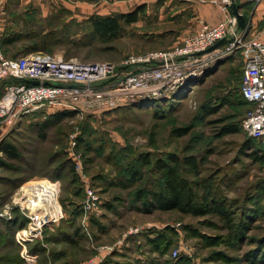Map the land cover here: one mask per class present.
Returning a JSON list of instances; mask_svg holds the SVG:
<instances>
[{"label": "rangeland", "instance_id": "1", "mask_svg": "<svg viewBox=\"0 0 264 264\" xmlns=\"http://www.w3.org/2000/svg\"><path fill=\"white\" fill-rule=\"evenodd\" d=\"M237 1L244 4L250 2ZM4 5L0 10V38L8 32L24 35L22 41L5 50L7 56H24L29 49L36 48L37 51L31 53L42 52L82 62L113 63H121L131 56H145L175 48L187 37L199 32L202 21L209 24L199 12L202 7L219 9L217 4L203 3L202 0H4ZM141 7L144 11L138 22H122V33L116 40L106 43L92 36L91 17H119ZM257 7L255 5L248 13V23ZM230 13L234 15L231 8ZM257 28H261L260 23ZM251 31L252 25L250 36ZM45 35L50 37L43 43L41 37ZM239 55L216 64L186 90L177 92V98L170 100L175 108L169 116L156 118L150 111L133 107L125 109V106L67 119L48 131L44 138L40 134V124L58 112L49 109L24 117L11 132L0 138V145L3 141L12 142L23 153V161L13 163L12 170L0 169V178L4 182L23 183L7 202L11 203L20 189L36 178L58 184L60 198L69 199L73 195L72 199L79 202L74 196L78 188L68 182L77 181L73 159L82 155L86 173L103 202L111 198L114 201L112 212L102 207L101 213L92 218L101 219L107 229L104 233L98 232L96 238L80 243L82 249H71L66 244H50V249L69 250V257H75L79 264L85 263L93 259L100 248L117 245L130 229L143 227L138 235L127 236L103 264L109 260L112 264H136L152 259L159 264H264V254H261V249L264 250V217L261 215L252 216L250 221L246 217L247 228H240L238 240H231L223 222L217 217H194L175 211L143 214L132 209L136 205L133 193L137 188L124 190L113 185L120 169L106 159L114 151L118 153L123 149L130 152L132 148L138 154L169 152L204 159L206 164L202 175H212V183L224 191L229 202L237 206L233 212L235 219H242L244 215L250 217L248 210L254 207L252 199L259 192L262 197L264 195V188L261 190L264 165L254 164L239 154L247 140L244 133L223 138L218 135L220 129L229 123L240 125L249 109L240 98L242 66ZM212 110L215 112L212 113ZM188 126L193 127L189 135L174 136L175 128ZM72 135H77L78 139L75 149L70 144ZM2 157L0 152V159ZM50 158L54 159L51 164ZM60 163L66 165L62 172L55 170ZM128 163V160L124 161V165ZM71 168L75 177L67 175ZM56 172L61 179L42 176ZM238 174L241 176L236 183L223 182L224 179L231 181ZM189 177L194 179L191 174ZM78 181V187L84 191L83 183L79 178ZM197 192L202 194V188L198 187ZM261 208L264 211V199ZM60 225L48 234H54ZM161 232L166 233L168 238L173 237L171 247L162 257L160 253L150 254V247L146 245L148 237L154 239ZM139 245L141 249H138ZM176 250H179L178 258L173 255ZM37 261L41 264L40 259Z\"/></svg>", "mask_w": 264, "mask_h": 264}, {"label": "built area", "instance_id": "2", "mask_svg": "<svg viewBox=\"0 0 264 264\" xmlns=\"http://www.w3.org/2000/svg\"><path fill=\"white\" fill-rule=\"evenodd\" d=\"M249 1L256 6L264 2ZM202 2L217 4L225 15L224 19L216 24L202 21L199 32L169 51L131 56L121 63L67 60L42 52L14 59L7 58L0 49V84L5 80L12 81L5 88H0V138L11 132L24 117L43 110L85 116L169 99L186 90L211 67L239 53L243 60L241 93L251 105L243 117L242 127L248 136L264 143V40L259 35H249L251 22H247L244 29H238V20L230 13L231 0ZM224 38L227 39L226 44L207 52ZM27 81L39 84H28ZM70 144L76 148L77 135L71 136ZM76 157L73 159L75 173L85 191L80 223L92 238L91 221L93 216L101 213L104 202L86 173L82 155ZM30 182L20 189L10 204L3 209L0 206V218L12 220L13 213L19 210L28 219V228L20 237L22 242L34 240L45 228L64 217L59 190L51 189L45 194L43 205L38 208L27 205L28 196L40 187L35 184L27 187ZM143 229H130L124 239L138 235ZM124 239L115 246L100 248L97 255L85 264H103L106 257L124 243ZM173 255L180 257L179 250Z\"/></svg>", "mask_w": 264, "mask_h": 264}, {"label": "trees", "instance_id": "3", "mask_svg": "<svg viewBox=\"0 0 264 264\" xmlns=\"http://www.w3.org/2000/svg\"><path fill=\"white\" fill-rule=\"evenodd\" d=\"M238 4L240 6L241 12L246 16L247 20H249L248 13H250L251 8H254L255 4L252 2L246 4L238 2ZM143 11L144 7H141L132 13L123 14L119 17L93 16L89 20L92 36L99 38L106 43L114 41L122 33V22L126 24L138 22L140 14ZM23 37L24 35L20 34V32H8L5 36L0 38V49L7 58L16 59L21 57H9L7 56L5 50H7L8 47H11L22 41ZM49 37V35H45L41 37V40L43 43H45ZM35 49L36 48L29 49L26 52L27 55L28 53L37 51ZM239 58L241 60L242 66L240 78V98L242 102L250 109V103H248L241 93L243 60L241 55H239ZM11 82L12 81L9 80L3 81L0 84V88H5V86ZM175 97L176 96H173L169 99L148 102L144 104H132L125 107V109L133 107L136 110L150 111L156 118L169 116L175 108L174 105L170 103V100H174ZM213 112L215 111L212 110V113ZM75 116H78L77 113L65 111L52 114L49 119H47V121L40 124V134L44 138L48 131L58 126L65 120ZM242 120L240 125L238 123H229L225 125L220 129L218 135L219 137L223 138L228 135L238 134L240 132L244 133L247 137V140L244 142L239 154L246 157L254 164L258 163L264 165V143L261 140L248 136V134L244 132ZM192 129V126L175 128L173 130V134L177 137H184L189 135ZM126 151L123 149L118 153L117 151H114L107 155L106 159L110 160V162L113 163L117 169H120L117 181L113 183V185L124 190H129V188H137V190L133 193V203L136 204L132 206L133 210H137L143 214H151L155 211L164 213L175 211L182 215H192L194 217H217L219 220H221V222H223V228L224 230L228 231L230 236L229 238L231 240H238V233L241 231L240 228H247V226H245L246 217L249 221L256 216L259 217L261 215V217H264V211H262L263 209L261 208V202L264 199V195L262 197L261 192H259V195L252 199L254 207L248 210V213H251L249 214L250 217H248V215H244L245 218L243 216L242 219L238 218L236 220L235 214L233 212L237 206H234V203L229 202L226 199L224 191L212 183V180L214 179L212 175H202L203 167L206 164V161H203L204 159L199 160L194 155L181 156L169 152L160 155H157L158 153L151 152L138 154L133 148L130 152ZM0 152L3 154V157L0 159L1 170H12L11 165L13 163L23 161L22 151L18 145L12 142L3 141L0 145ZM125 160L129 161V163L126 165H124ZM51 162H54L53 158H50L49 164H51ZM65 167V163H60L55 170L62 172L64 171ZM58 172H56L54 175H52L53 173L51 175L50 173H45V175L42 176L59 180L61 179V176L58 174ZM74 174V169L71 168L67 175L75 177ZM190 174L194 179L189 177ZM236 176L237 177L233 178L231 181L224 179L223 182H229L230 184L236 183L241 175L238 174ZM75 179L78 181L77 177H75ZM144 179H146V182H144ZM77 181H70L68 183L70 186H76L78 188L76 193H74V196L80 200L79 202H82V200L85 198V195L83 189L78 187ZM22 184V182L17 183L14 181H0L1 209L10 203V201H7ZM198 187L202 188V194L197 192ZM262 188H264V185L261 187V190ZM72 196L69 199L61 197L60 200L64 209V213L69 217L62 221V224H65V226L61 224L59 229L51 235H49L47 231L45 233L44 241H36L35 243L28 245L29 254L37 256L38 259L41 260V264H52L53 262H55L53 264H57L56 261L60 260L64 261L63 263L58 264H79L75 257H69V250H49L45 244H66L71 249H78V247H81L82 249L83 245L80 243L90 240V237L85 232L80 223L83 213L82 203L80 204L78 201L72 199ZM113 205L114 201H112L111 198L109 201L104 203L103 209H107L108 211L112 212ZM14 215L15 218L12 222H7L6 219L0 218V264H27V262L21 258V249L15 244L14 238L15 233L19 229L27 226L28 220L19 210H16ZM102 218H104V216ZM100 220L101 219H92L91 221V235L94 238L97 237L98 232L104 233L107 229V226L104 225L102 220ZM241 221L244 222L239 225ZM172 240V236L168 238L166 233L161 232L154 239H150L148 237L146 245L150 247V254L160 253V256L162 257L166 255L168 249L171 247ZM138 249H141V245L138 246ZM261 254H264V250L262 249ZM107 264H112V262L109 260ZM139 264L159 263L152 259L150 262H141ZM179 264L184 263L180 262Z\"/></svg>", "mask_w": 264, "mask_h": 264}, {"label": "crops", "instance_id": "4", "mask_svg": "<svg viewBox=\"0 0 264 264\" xmlns=\"http://www.w3.org/2000/svg\"><path fill=\"white\" fill-rule=\"evenodd\" d=\"M5 7L4 5V0H0V10ZM201 10V11H200ZM199 10V12L201 13L202 17H206V20L209 24H216L220 21H222L224 19V14L217 8V7H202ZM204 20V19H203ZM205 21V20H204ZM261 24V28H257V24ZM251 25H252V31H251V36H261V39L264 40V2H262L255 10L254 13L252 14V18H251ZM200 30V28H199ZM61 200L60 195H59V201ZM61 204V201H60ZM62 206V204H61ZM63 207V206H62ZM64 210V209H63ZM15 213V212H14ZM13 213V218L12 220H6L7 222H12L15 218V215ZM69 218L65 213H64V217L57 221L54 222L50 227L45 228L43 233L36 237L34 240H29L26 242H22L20 240V237L22 235V233H24V231L27 230L28 228V224L27 226H25L24 228L19 229L16 233H15V244L20 247V256L22 259H24L27 264H37L38 263V257L29 254L28 252V245L29 244H33L36 241H44L45 238V233L48 231L50 233L54 232L55 229L57 228V226H59L61 224V221H63L64 219ZM4 219V218H3ZM28 220V219H27ZM45 246L47 248H49V250H51L50 245H46ZM87 262V261H86ZM85 262V263H86ZM85 263H80V264H85Z\"/></svg>", "mask_w": 264, "mask_h": 264}, {"label": "bare ground", "instance_id": "5", "mask_svg": "<svg viewBox=\"0 0 264 264\" xmlns=\"http://www.w3.org/2000/svg\"><path fill=\"white\" fill-rule=\"evenodd\" d=\"M32 184L39 185L40 187L39 189H37V191L33 192L31 196H28L26 202L30 207H40L41 205H43V198L45 194L50 193L51 189L58 190V185L53 184L45 178H36L32 180V182H30L27 187ZM56 205L58 207H61L60 204H55V206Z\"/></svg>", "mask_w": 264, "mask_h": 264}, {"label": "water", "instance_id": "6", "mask_svg": "<svg viewBox=\"0 0 264 264\" xmlns=\"http://www.w3.org/2000/svg\"><path fill=\"white\" fill-rule=\"evenodd\" d=\"M231 2H232V4H231V10H232L234 16L238 20V29L239 30H242L246 26L247 18H246V16L243 13H241V9H240V6H239L237 0H231ZM226 43H227V39L224 38L221 41H219L215 46H213L210 49H208L207 52L213 51V50H215V49L223 46ZM116 78L117 77L111 79V81L115 80ZM27 83L28 84H39V82H37V81H27Z\"/></svg>", "mask_w": 264, "mask_h": 264}]
</instances>
